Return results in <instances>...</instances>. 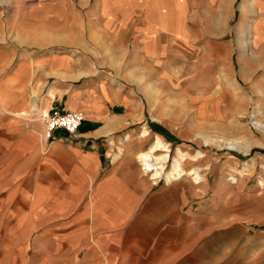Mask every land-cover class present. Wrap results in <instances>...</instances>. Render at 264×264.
I'll list each match as a JSON object with an SVG mask.
<instances>
[{
  "label": "crops",
  "instance_id": "obj_1",
  "mask_svg": "<svg viewBox=\"0 0 264 264\" xmlns=\"http://www.w3.org/2000/svg\"><path fill=\"white\" fill-rule=\"evenodd\" d=\"M191 49L264 89V0H0V264H186L141 248L176 239L179 196L130 139L162 131L145 97ZM52 107L74 135H46Z\"/></svg>",
  "mask_w": 264,
  "mask_h": 264
},
{
  "label": "rangeland",
  "instance_id": "obj_2",
  "mask_svg": "<svg viewBox=\"0 0 264 264\" xmlns=\"http://www.w3.org/2000/svg\"><path fill=\"white\" fill-rule=\"evenodd\" d=\"M184 55L182 65H169L166 79L148 90L144 115L165 133L156 134L168 144L167 169L177 149L192 156L201 151L202 158L186 159L182 167L198 168L203 180L195 184L185 175L169 182L179 196L176 239L153 236L139 243L153 255L175 251L186 264H264L263 81L242 79L241 65L209 52L199 57V50L191 49ZM223 125L230 126L220 129ZM140 129L130 139L137 154L155 137L150 132L141 138ZM222 141L248 143V151L220 146ZM138 168L153 187L164 184V177L151 178L139 162Z\"/></svg>",
  "mask_w": 264,
  "mask_h": 264
},
{
  "label": "bare ground",
  "instance_id": "obj_3",
  "mask_svg": "<svg viewBox=\"0 0 264 264\" xmlns=\"http://www.w3.org/2000/svg\"><path fill=\"white\" fill-rule=\"evenodd\" d=\"M230 125L220 126V129L229 127ZM218 129V130H220ZM139 136L141 138H145L148 136V130L143 126L140 129ZM139 137V138H140ZM126 136L125 139H127ZM215 141V140H214ZM214 141L211 139H205V143H213ZM216 145V144H215ZM220 146H224L226 148L234 149L242 153H247L248 143L243 144L239 142H221ZM169 148L168 144L163 141L158 135H155L150 146L145 150L140 152L138 158L140 164L143 166V169L147 172L150 171L152 178L164 177L169 181L176 180L182 176H192L194 182L199 183L203 180V176L200 175L199 169L196 167L185 169L182 167V163L186 159H198L204 156V153L201 151H196L195 155H190L188 153L182 152L180 149H177L176 155L173 157L172 162L167 169L168 162V154ZM241 171V170H240Z\"/></svg>",
  "mask_w": 264,
  "mask_h": 264
},
{
  "label": "built area",
  "instance_id": "obj_4",
  "mask_svg": "<svg viewBox=\"0 0 264 264\" xmlns=\"http://www.w3.org/2000/svg\"><path fill=\"white\" fill-rule=\"evenodd\" d=\"M40 118L45 123L47 136H51L58 129L63 130L68 135H74L83 116L79 111H61L58 108H52L42 112Z\"/></svg>",
  "mask_w": 264,
  "mask_h": 264
},
{
  "label": "trees",
  "instance_id": "obj_5",
  "mask_svg": "<svg viewBox=\"0 0 264 264\" xmlns=\"http://www.w3.org/2000/svg\"><path fill=\"white\" fill-rule=\"evenodd\" d=\"M159 134H161V135H165V133H164V132H162V131H161V132H159Z\"/></svg>",
  "mask_w": 264,
  "mask_h": 264
}]
</instances>
